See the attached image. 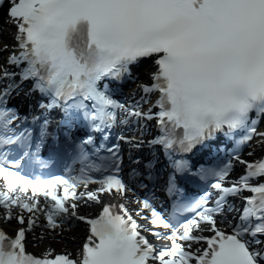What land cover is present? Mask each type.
Segmentation results:
<instances>
[{"label":"bare ground","instance_id":"bare-ground-1","mask_svg":"<svg viewBox=\"0 0 264 264\" xmlns=\"http://www.w3.org/2000/svg\"><path fill=\"white\" fill-rule=\"evenodd\" d=\"M12 27L11 25H5L3 28V40H2V44H5V47L7 48V46L11 45V38H10V33L12 32ZM152 63H146L145 68L143 69V72L145 70V72H150L151 71V66ZM142 72V74H144ZM61 233L65 236H68L72 239V241H68L67 239L63 238L60 236L59 239H57V241H51L50 240H40V244L38 246L44 247V246H48L47 248L50 247H54L57 245H60L66 249L69 250H73L74 247L76 246L77 242L81 239V235L84 234V231L81 229V227L79 226H75V227H70V228H66L64 229V231H61Z\"/></svg>","mask_w":264,"mask_h":264}]
</instances>
